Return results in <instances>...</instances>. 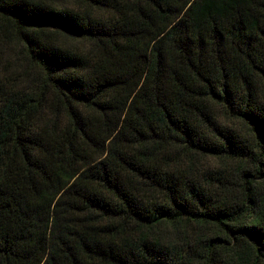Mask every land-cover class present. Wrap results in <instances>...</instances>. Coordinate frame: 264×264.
<instances>
[{
    "label": "trees",
    "instance_id": "obj_1",
    "mask_svg": "<svg viewBox=\"0 0 264 264\" xmlns=\"http://www.w3.org/2000/svg\"><path fill=\"white\" fill-rule=\"evenodd\" d=\"M78 2L0 0V264H264V0Z\"/></svg>",
    "mask_w": 264,
    "mask_h": 264
},
{
    "label": "rangeland",
    "instance_id": "obj_2",
    "mask_svg": "<svg viewBox=\"0 0 264 264\" xmlns=\"http://www.w3.org/2000/svg\"><path fill=\"white\" fill-rule=\"evenodd\" d=\"M57 5H64V6H74V7H81L82 5L78 2V0H49ZM65 42L69 43V44H73V45H80L82 42V40H78V39H71V38H65L63 39ZM3 51L8 53L9 49L8 46L6 44L3 45L2 47Z\"/></svg>",
    "mask_w": 264,
    "mask_h": 264
}]
</instances>
